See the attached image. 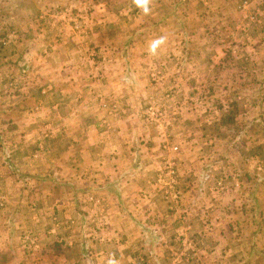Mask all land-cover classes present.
Returning a JSON list of instances; mask_svg holds the SVG:
<instances>
[{"label": "rangeland", "instance_id": "rangeland-1", "mask_svg": "<svg viewBox=\"0 0 264 264\" xmlns=\"http://www.w3.org/2000/svg\"><path fill=\"white\" fill-rule=\"evenodd\" d=\"M134 5L131 0H0L3 113L10 115L6 111L11 112L13 100L23 99L30 86L64 82L58 80L62 68L76 69L81 76L69 79L75 83L89 79L83 73L94 70L91 76L98 84L93 86L88 116L96 121L97 133H105L99 144L102 152H112L115 163L106 170L117 185L68 187L64 192L78 204L75 213L69 220L60 219V209H52L56 219L47 218L46 226L55 229V222L62 223L63 233L84 224L88 235L79 255L69 253L80 264H230L234 252L228 248L255 242L264 231V37L259 41L252 34L259 27L264 31L262 9L251 0H236L232 6L241 22L231 26L228 21L142 22L136 6L133 16L125 19L130 11L123 13ZM117 15L125 22L119 38L90 39L91 30L103 28ZM157 41L154 55L127 54H153L151 46ZM109 50L125 54L110 57ZM137 65L145 71L133 75L137 80L131 79L129 100L120 92L123 75L116 76L115 85L111 72H136ZM232 102L237 113L228 129L220 124V109ZM115 117L124 122L115 124ZM88 130L85 127L95 134ZM115 146L124 154L113 152ZM104 194H120L132 203L136 195H153L146 197L147 217L131 220L132 234L104 236L124 249L92 234L100 218L88 208L91 202L100 205ZM4 205L1 196L0 208ZM240 212L249 225L242 231ZM100 249L102 254L110 250L115 261L97 255ZM47 250L52 264H59L60 253L49 245Z\"/></svg>", "mask_w": 264, "mask_h": 264}, {"label": "crops", "instance_id": "crops-1", "mask_svg": "<svg viewBox=\"0 0 264 264\" xmlns=\"http://www.w3.org/2000/svg\"><path fill=\"white\" fill-rule=\"evenodd\" d=\"M131 1L134 3V0ZM235 1L150 0L149 13L145 14L142 9H140L142 14L138 13L141 15L140 19H144L142 22H219L220 24L228 21L229 25L236 26V22H241V14L233 10L232 5ZM251 1L262 9L264 19V0ZM135 6L123 13L125 15L130 11L125 19L128 20L133 16L131 13ZM136 17L137 14H134V19ZM108 21L103 28L90 31L91 40L112 42L121 36L120 32L125 28V22H122L123 17L117 15ZM110 27L114 29V32ZM252 34L259 41L264 37V31L260 27ZM114 53L117 58L125 54L109 50L106 55L113 57ZM154 53L127 52L128 55L139 57L154 55ZM188 57L193 58L192 55ZM178 58L177 56L176 59ZM195 63L193 61V65ZM139 66L137 65L136 72L127 68L114 69L111 72L115 75V85L118 84L116 76L123 75L119 83L120 92L125 91L127 94L124 96L129 100L133 75H144L145 70ZM194 69L196 70L192 67V70ZM62 71L64 75L58 80H65L64 82L55 81L30 86L27 89L28 94L23 99L13 100L11 112L6 111L10 115H4L2 108L5 104L0 103V198L3 196L5 200L4 207L0 208V264H19L25 260H27L25 264H52L47 245L52 252L60 253L59 264H80L78 260L70 258L69 253L79 255L81 241L88 235L84 224L75 226L70 232L62 233V229L65 228L61 225L62 223L55 222L57 228L54 229V226H46V219H56L52 214L54 209H60L57 213L60 219L68 218L75 213L78 204L74 201V196L71 197L69 193L64 192L68 187L76 188V190L84 188L92 190L96 187L104 189L108 183L117 185L109 180L106 170V168L110 169V163H115L109 154L112 152H102L99 144L105 133L98 134L94 124L96 121H90L88 116L89 103L93 99V86L98 84L93 75L91 76L94 70H89L87 74L83 73V75H89V79L80 80L79 83L69 80L73 76L76 80V76L80 75L76 69L62 68ZM67 73L69 77H65ZM144 80V78L141 79L146 85L147 81L144 82ZM41 92L45 94L41 95ZM117 105L120 107L118 102ZM113 122L117 124L124 121L121 117H115ZM9 123L11 125L5 128ZM41 123H44L43 127ZM85 127L94 131L95 134L85 131ZM43 128L44 133L38 134ZM86 132L90 139H87L89 137ZM107 135L112 134L108 132ZM93 141H97L95 144L97 148L93 146ZM116 149V153L124 154L116 146L112 151ZM101 173H104L105 177L100 175ZM105 178L107 181L104 180ZM116 191L114 193H117ZM147 195L149 194H139L135 196L136 198H130V201L133 200L134 203L123 200L120 194L112 195V198L107 194L99 196L103 199L100 205L91 202L88 209L92 216L100 218V222L95 223L97 230L92 233L94 237L100 235L101 240L114 244L116 249H120V244L117 245V242L111 238L104 240V236L132 234L131 220L141 216L147 217L146 197L153 196ZM111 201L112 204H109ZM142 212L144 215H141ZM239 214V230L242 231L249 225L245 221V215L241 212ZM262 219L259 228L263 226ZM228 227L231 228L233 225L229 223ZM222 232L229 234L228 230ZM238 232L236 231L237 234ZM261 236V239L260 236H256L255 242L241 243V248L238 250L228 248L229 253L233 251L236 255L230 253L228 262L230 261V264H264V242H261L264 239V231ZM244 237L242 236L241 240ZM97 243L101 244L100 241ZM109 252L111 251L107 250L102 254L100 249L96 251V254L115 261L112 255L109 256ZM242 255L243 259L240 260ZM100 264L105 263L102 261Z\"/></svg>", "mask_w": 264, "mask_h": 264}, {"label": "trees", "instance_id": "trees-1", "mask_svg": "<svg viewBox=\"0 0 264 264\" xmlns=\"http://www.w3.org/2000/svg\"><path fill=\"white\" fill-rule=\"evenodd\" d=\"M236 113L237 108L234 102L230 103L227 109H220V124L228 129L233 127L235 124Z\"/></svg>", "mask_w": 264, "mask_h": 264}, {"label": "clouds", "instance_id": "clouds-1", "mask_svg": "<svg viewBox=\"0 0 264 264\" xmlns=\"http://www.w3.org/2000/svg\"><path fill=\"white\" fill-rule=\"evenodd\" d=\"M134 2L136 4V6L140 9H142L145 14L149 13V11H150V8H149L150 0H134ZM159 42L160 41H157V42L153 43V45L151 46V50L153 53L155 52V49H156L157 45L159 44ZM110 264H112V262H110Z\"/></svg>", "mask_w": 264, "mask_h": 264}]
</instances>
